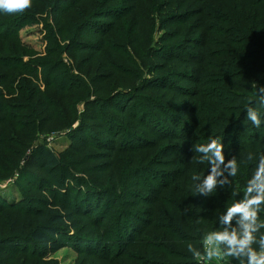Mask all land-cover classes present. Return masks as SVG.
<instances>
[{
    "label": "trees",
    "instance_id": "1",
    "mask_svg": "<svg viewBox=\"0 0 264 264\" xmlns=\"http://www.w3.org/2000/svg\"><path fill=\"white\" fill-rule=\"evenodd\" d=\"M32 1L37 4L32 13L26 10L9 19L0 16V29L9 28L8 23L34 21L37 14L52 11L56 14V28L50 30V39L68 42L69 46L55 48L51 42L46 56L29 65L25 60L34 52L21 45L18 37L0 32V171L8 179L15 175L24 177L31 190L46 196L29 201L24 198L23 204L17 205L7 203L0 195V219L8 220L0 226V264H30L31 259H38L30 253V247L45 252L80 246L87 256L111 261L114 236L106 222L113 208L123 204L146 205L137 211L146 218L130 219L128 212V217L124 212L119 214L120 227L123 229L126 222V229L127 224L128 230L132 228L120 237V243L132 246V251L125 255V246H121L115 252L119 258L125 257L126 264H197L187 244L202 250L203 235L222 230L219 216L233 201L243 198L247 180L259 155L264 154V124L255 128L246 120L244 108L247 100H256L252 82L264 86V0H196L201 5L198 11L187 12L173 23L182 26L179 29L169 31L153 25V34L158 29L162 34L156 44L155 40L146 39V31L153 27L149 28L142 18L134 26L127 22L132 14L146 12L142 0H131L130 11L108 5L110 0H93V4L97 3L91 12L82 9L90 0H77L61 9L58 6L63 0ZM153 12L158 16L157 8ZM160 24L165 26L164 19ZM87 28L90 38H99L97 44L82 39ZM199 30L201 33L194 35ZM179 38L183 39L176 45L181 49L168 47V42ZM177 50L193 59L186 61L181 55H173ZM70 51L73 59L66 63L63 56ZM85 52L90 55L79 60ZM72 60L80 62L81 70L89 66L88 81L73 76ZM171 62L197 64V68L180 77L169 66ZM167 71L170 75L165 77L166 73L161 72ZM17 80L20 84L15 89ZM155 93L172 104L161 103ZM181 98L187 101L179 103ZM82 104L89 109L88 114L81 113ZM98 107L114 109L117 115L109 111L102 114ZM126 120L144 130L131 131L130 141L126 137ZM91 127L101 132L100 137L71 145L63 155L42 142L33 145ZM13 135H19L25 145H16ZM210 138L222 141L226 159L236 156L239 172L230 178L231 186H218L210 196L199 195L195 184L202 182L210 166L200 163V154L192 148L208 143ZM107 142L112 148L108 155L84 157L88 147L108 148ZM30 149L42 177L29 174L23 153ZM249 153L255 156L252 162H246ZM88 158L101 162L98 175L102 183L90 189L101 192V198L95 206L90 203L84 213L95 224L97 248L96 243H77L81 227L73 206H57V201L51 205L49 201L57 200L55 188L71 196L72 186L66 180L72 176L71 170L82 167ZM2 163L7 168H2ZM194 175H200L201 180L193 181ZM138 176H148L149 182L142 183ZM134 186H143L146 192L131 193ZM233 192L239 195L234 196ZM129 196L137 203H125ZM31 201L38 207L24 212L25 202ZM25 216L30 219L23 222ZM261 219L264 220V213ZM136 221L140 225H135ZM11 239L26 244L10 253L4 245ZM231 264L238 262L231 260Z\"/></svg>",
    "mask_w": 264,
    "mask_h": 264
},
{
    "label": "rangeland",
    "instance_id": "2",
    "mask_svg": "<svg viewBox=\"0 0 264 264\" xmlns=\"http://www.w3.org/2000/svg\"><path fill=\"white\" fill-rule=\"evenodd\" d=\"M75 1L77 0H63L62 2H60L58 7L60 9L65 8V7H70ZM130 1L131 0H110V2H108V5L110 4V6L119 8V9H122L121 6H123L124 10L129 9L130 11L133 5ZM142 2H143V7L146 9V12H140V14H135V15L132 14L128 18L127 22L129 25L134 26L142 18V21L145 22L149 28L153 27L152 31L150 30L146 31L147 33L146 39L148 41L151 39L155 40L154 44L157 43L158 39L162 38L161 37L162 34L159 32V29L155 34H153V29L155 25H158L159 27H167L169 31L179 29L182 26L178 24H173V23L178 22L181 19H183L187 12L194 13L193 11H198V9L201 7V5H199L196 2V0L194 1L193 0H189V1H186V0H142ZM153 2L155 4L158 3V6L157 5L155 6V4L153 5L152 4ZM95 3L93 4V0H90L88 3L82 5V9L86 8L87 11L91 12L96 7ZM36 5H37L36 2L32 1V7L28 9L27 11H29V13H32L33 12L32 9ZM154 8L158 9V16L155 15V13L153 12ZM0 16L4 17V19H9L13 17L14 14H5L4 12H0ZM55 19H56V14H53L52 11L44 12L43 14H37L35 20L34 21L31 20L28 23L26 22H21L20 24L8 23L6 26H8L9 28L0 29V32L4 34L9 33V35H14L18 37L20 39L21 45H25L27 49L34 52L31 54L30 57H27V60H25L26 62L29 61V65H30V62L37 61L38 59H42V57L46 56V52L48 51L51 42H53L50 39V30L56 28ZM163 19H164L165 26H163V24L162 25L160 24V20L162 21ZM195 19H197V16L195 18H192V20L189 21L187 26H189L190 23L194 21ZM77 21H80V18H77ZM168 23H171V24H168ZM84 33H86V35H84ZM84 33L82 34L83 35L82 39L86 40L87 43L88 42H91L94 44L98 43L99 38L97 36H95V38H90L91 33L89 32L88 28L84 30ZM199 33H201V30L194 32V35L199 34ZM180 39L182 40L183 38H179L177 40L168 42L169 44L168 47L173 45V46H178V48L176 49H181L179 48V45H176L178 43V40L181 41ZM57 45L68 47L69 43L68 42L62 43L60 42V40H58L57 42H53L52 47L56 48ZM192 51H195V50H192ZM72 53L73 51H70L69 54H65L63 56V59L66 61V63L69 62V59L70 60L71 58L73 59ZM89 55L90 53H86V52L82 53L79 55L80 56L79 60L85 57H88ZM173 55H179V56L181 55L183 56L182 59L186 61H190L191 59H193L192 57L188 55H184V51H180V50L175 51ZM79 64L80 62L76 63L73 60L71 61V66L73 67V70H72L73 76L76 77L77 79L85 78L88 81L89 77L86 76V73H88L89 66H85L84 69L81 70V66ZM169 66L174 67L175 71L173 72L179 73L180 77L186 75V73H188L190 70L197 68V64H185L183 62H171ZM161 73H166L165 77L167 75H170V74H167L169 73L168 71L161 72ZM19 82L20 80H17V84L15 83L14 85L15 89H17L16 87L19 86L20 84ZM183 83H187V82H183ZM39 85L41 86V82ZM100 86L101 85H99V87ZM117 89L121 90L120 88H117ZM155 94L158 95V98L160 99V101H162L161 103L170 102L167 98H160L161 97L160 93H155ZM12 98L13 96L7 97L8 100H11ZM186 101H187V98H181L179 100V103H185ZM171 104L172 102L168 103V105H171ZM98 110H101L102 114L104 112L109 111L108 113L115 115V116L117 115L116 110L111 109V108L108 110L105 107H98ZM80 111L81 113L85 112V114H88L89 109H87V107L84 104H82L80 106ZM24 117L28 119L27 116H24ZM129 122L130 121L126 120V124ZM136 125L137 124L135 122H133L132 124L130 123L127 124L128 126L127 134H126L127 138L128 136L133 135L131 131H134V133H137V132L142 133L144 131V130H140V128L137 127ZM100 135H101V132H99L97 128L91 127V128L80 129L77 133L73 134L72 136H69V135L67 136L66 134L55 135V136L47 138L46 140L37 141L33 145H37L38 143L42 142L46 144L47 147L50 150L54 151L56 154L63 155L64 153H67V151L69 150V146L74 145V144L78 145L80 141L83 142L85 140H90V138L96 141L100 137ZM11 138H12V141L13 140L15 141L16 145H25V142L20 138L19 135H13L11 136ZM121 139L122 137L119 139V141ZM129 139L132 140V138H128V140ZM106 145H108V148H105V146H100L99 149L97 147L94 148L92 146L88 147L84 152V157L85 156L94 157L91 155H100L103 153L104 154L106 153V155H108L107 153H109V149H112V148H109L111 145L110 142H107ZM101 147L107 150H102ZM31 150L32 149L27 150L23 153L24 161L27 163L28 169L30 171L29 174H33L36 176L39 175L40 177H42L41 176L42 171L39 169V167H35L34 165V156H32ZM77 158H81V157L78 156ZM103 161H108V160H103ZM100 163H101L100 161H95V160L92 161L88 158L86 164H84L82 167L73 168L71 170L72 176H70L68 180H66V183L69 182V184L72 186L71 196H68V192L64 191L63 189L55 188L57 200H53L52 198H49L51 205L57 201V204H56L57 206L65 205L67 207H72V206L74 207L76 211L75 212L76 217L81 227V229L78 232L80 234L79 235L80 239L79 241L77 239L78 241L77 243L81 242L82 246L85 244L91 245L93 243H96L95 244L96 248H97V244H99L96 241L99 238V236L98 234H96L94 230L93 225L95 224L94 222L92 223V220H90L88 216H85L84 213H86L85 211H87L89 206L91 207L90 203L95 206L96 202L99 201L101 198V195L98 194L101 192H94L90 190V189H95L92 186L101 185L102 183L101 176L98 175L99 171H101L100 170L101 167H99ZM5 164L6 163H2L1 167L7 168V164L6 165ZM83 169H86L87 172H83ZM108 176H109V173L105 176V178ZM28 177L29 176H27V178ZM138 177H140L142 183L149 182L148 176H143V177L138 176ZM33 181H36V180H33ZM37 183L39 184L40 182L37 181ZM31 187L32 186L28 184V182H26L24 177L20 175H15L14 178L12 177L8 179L7 174L0 171V195L3 199H6L8 201L7 203H15L17 205H22L24 198H27L29 201L30 198L46 197L44 193L31 190L30 189ZM131 189H132L131 193L142 192V191L146 192L143 186L141 188H137L136 186H134ZM65 192L66 194L64 195ZM135 202L136 200L132 196H129L125 200V203H135ZM24 205L26 207L24 212L28 211L29 209L38 207L35 204H33L32 201L25 202ZM145 207H146L145 204H137V205L123 204L122 206H119V207L115 206L113 208L112 212L109 214L110 215V218L108 219L109 221L106 222V228L107 229L110 228L112 231V235L114 236V240L110 244L113 251L116 252L117 250H120V248H122L121 246H125L123 247V250L125 249V252H126L125 255H127L130 251H132V246H128V244H125V242L123 243V241L122 243H120V237L124 236V234H127L128 231H131L132 228L128 230L129 225L127 224V229H126V222H125V227L123 229L120 227L121 221L119 218V214L121 212H124L125 216H127L126 212H128V216L130 219L135 216H138L141 219H143L144 217L146 218V216L138 215L137 211H139L140 209H145ZM99 212L101 211H98L96 213H99ZM29 219H30L29 216H25L22 218V221L25 222V221H28ZM7 221L8 220L6 218L4 217L1 218L0 226L4 222H7ZM134 224L140 225V222L136 221L134 222ZM120 228L122 230H120ZM118 229L120 231H118ZM7 236L8 235L3 236V237H7ZM81 237H84V238H81ZM103 239L106 241L108 240L105 237H103ZM25 244L26 242H16V240L11 239L9 240V242L5 243L4 249H8L10 253H13L16 250H12V249L17 248L18 245H21L22 247H24ZM79 247L80 246L76 248L69 246V247L61 248L58 251H45V252H42L39 249L30 247L31 248L30 253L36 258H38V259H31L30 264H126L125 257L119 258L120 254L115 255V252H113V254L111 255V257H113L111 261H103V260H100L101 259L100 257H98V259H95L90 256H87L86 253L82 252V250H80L81 248ZM40 256H45V257L40 259ZM209 264H222V261L214 260V261L209 262Z\"/></svg>",
    "mask_w": 264,
    "mask_h": 264
},
{
    "label": "clouds",
    "instance_id": "3",
    "mask_svg": "<svg viewBox=\"0 0 264 264\" xmlns=\"http://www.w3.org/2000/svg\"><path fill=\"white\" fill-rule=\"evenodd\" d=\"M32 7V0H0V12L6 14L24 13ZM256 91V100H247L244 108L246 120L259 129L264 124V86L252 82ZM192 151L199 153V162H207L210 166L208 174L204 175L201 183L195 184V193L212 195L218 186H231L232 177L239 172L236 156L226 159L224 144L219 138H210L206 144L194 145ZM255 156L249 153L246 162H252ZM192 180H201L200 175H194ZM234 196L239 195L233 192ZM264 154L259 155L255 170L247 180L243 191V198L233 201L219 216L222 230L206 232L200 243L202 250L192 243L187 244V250L197 261V264H209L214 260L222 264H231L235 260L238 264H264ZM233 221L235 223L233 224ZM254 245H258L254 247ZM231 258V260L229 259Z\"/></svg>",
    "mask_w": 264,
    "mask_h": 264
}]
</instances>
